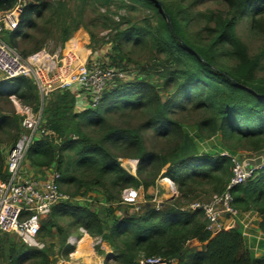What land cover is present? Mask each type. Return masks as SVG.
<instances>
[{
	"label": "trees",
	"instance_id": "16d2710c",
	"mask_svg": "<svg viewBox=\"0 0 264 264\" xmlns=\"http://www.w3.org/2000/svg\"><path fill=\"white\" fill-rule=\"evenodd\" d=\"M21 1L0 0V17L22 5L17 28L4 30L2 37L21 57L38 53L51 38L64 48L80 29L94 37L85 21L90 10L92 22L113 31L109 66L127 77L113 80L99 104L82 112L75 111L70 92H52L43 103L46 133L30 147L27 166L46 170L54 165L63 192L71 198L99 190L106 203L118 204L124 190L146 194L162 178L174 184L177 197L156 211L146 196L139 213L122 218L112 214L110 225L96 210L57 204L40 224L38 239L44 248L0 234L1 263L69 261L74 247L67 239L71 234L81 238L83 229L110 246L112 254L104 264H137L151 256L177 264H264V255L254 257L255 243L237 228L213 234L206 230L202 211L181 210L225 191L234 155L264 152V76H259L264 72V0H212L224 11H200V0ZM111 7L146 14L115 21L109 16ZM243 23L250 34L262 38L254 55L237 35ZM126 46L130 55L124 54ZM140 52L148 54L144 64L130 57ZM12 96L36 111L41 108L36 86L26 78L0 81V104L11 107ZM21 134L13 105L8 111L0 108V182L6 179L4 138L14 145ZM213 138L221 150L198 153L197 142ZM123 160L136 161L134 175L122 168ZM229 194L236 213L260 218L258 231L264 238V166ZM63 219L68 230L56 224ZM53 228L58 243L51 238Z\"/></svg>",
	"mask_w": 264,
	"mask_h": 264
},
{
	"label": "built area",
	"instance_id": "2783aa9c",
	"mask_svg": "<svg viewBox=\"0 0 264 264\" xmlns=\"http://www.w3.org/2000/svg\"><path fill=\"white\" fill-rule=\"evenodd\" d=\"M22 5L0 17V81L26 78L37 88L41 108L36 112L30 106L24 105L17 97L12 96L11 102L15 113L20 118L22 134L8 153L5 165L6 179L0 182V234L14 236L27 247L41 250L44 244L38 239L40 224L49 216L53 206L72 201L62 192L60 176L54 171V166L46 170H36L35 175L27 166L26 156L30 147L46 133L43 123V103L54 91L70 92L75 98V111L82 112L95 108L102 100L104 92L115 79L124 80L126 73L110 67V63H100L91 60L83 49L75 52L68 50L63 54L59 48L53 55H48L45 49L21 57L2 39L4 30L13 31L17 28ZM232 177L220 195L213 196L206 203L193 202L182 211H202L206 220V230L215 233L232 228L229 223L220 221L219 213L234 218L236 212L231 208L229 190L244 184L256 167L244 168L236 157L231 158ZM130 164L133 172L136 161L123 160ZM264 166V162L263 165ZM167 191L171 193L172 201L177 197L174 184L167 178ZM156 184H159L158 181ZM158 189H155L150 203L158 211L163 204L157 199ZM139 190L128 189L121 194L120 204L135 206L138 202ZM81 235L86 232L79 230ZM77 238H69L68 245L74 247ZM98 243L100 241L98 240ZM137 264H177L175 259L158 256L141 257Z\"/></svg>",
	"mask_w": 264,
	"mask_h": 264
},
{
	"label": "rangeland",
	"instance_id": "374dc122",
	"mask_svg": "<svg viewBox=\"0 0 264 264\" xmlns=\"http://www.w3.org/2000/svg\"><path fill=\"white\" fill-rule=\"evenodd\" d=\"M50 1L56 2L58 0H50ZM71 8H73L72 3H71ZM197 9L200 11H204L206 9H212L214 11L215 10L224 11L223 7H221L217 3L213 2L212 0H200L199 4L197 6ZM100 11H101V13H105V9H100ZM109 11H110L109 16L111 18H113V20H115V21H118V19L120 17H126V16H129L130 18L138 20V19H142L146 14L145 12L141 11L140 9L132 10L129 12V11H126L124 9H116L115 7H111V8H109ZM93 17H94L93 13H91L90 10H88L85 14V21H86V24L88 25V27L93 31L94 37L93 36L90 37L89 33L86 30L80 29L78 31V33L74 36V38H72L68 41V43L66 44V46L64 48L57 42V40L55 38H51V39L47 40V43L42 47L41 51L43 49H45V52L51 56L56 51H58L59 48H61L62 53L64 54L67 51L68 44H71L73 41L77 40V41H79V43L81 45V49H83L82 53H86L91 60H95V61L100 62V63H110V61H111L110 58L113 56V54L110 51L112 44L110 43L111 38L109 37V35L113 34V31L100 29V25L92 22ZM192 28H196V27L193 26ZM237 35L242 40V42L247 46L248 51L251 55H254L255 53H257L259 48L262 46V42H263L262 38L255 36L253 34H250L248 31V26L245 23L241 24L237 28ZM3 36H4V27H3V32H2V37ZM124 54L130 55L129 49L127 46L124 48ZM147 56H148L147 53H145V52L141 53L140 52L136 55L132 54V56H130V57L132 58V61H135L137 59L138 60L142 59L140 64H144ZM129 67L131 68V71L134 68V67L132 68V66H129ZM259 76H264V72H261L259 74ZM126 78L127 77L125 76V79ZM151 82L153 84H156L158 82L157 77L154 74L152 76ZM11 107H12V105H11ZM11 107H10V105L0 104V108L5 110V111L10 110ZM30 107L33 109L34 112H36V110L34 109L33 106H30ZM42 116H43V111H42ZM115 120H117V117L115 118ZM132 122L134 124H136V123H138V120L132 119ZM187 131L191 132L192 130L187 129ZM146 138H147V136H146ZM148 138L149 139H146L147 144L149 146H151V143H153V139L151 137H148ZM4 140H5V142L1 146V151L3 153L4 162L6 165L7 156H8V153L10 152L13 144L9 141H6V138H4ZM218 147L221 149V146L218 144V141L216 138H213L212 140H206L203 142H197L198 153H212L214 151H220L218 149ZM234 157L241 160L244 168H246L248 166V168L256 167L257 169H260L263 165V162H264V152L260 155L254 156V157H252V156L248 157L247 155H243V154L234 155ZM122 168L125 169L127 172H129L132 175L135 174V172H133L132 166H130V164H123L122 163ZM134 171H135V169H134ZM162 179H164V178H162ZM158 183L160 186H162L160 180H158ZM164 189H167V187H164ZM153 193H155V189H152V188H150L146 192V194H144L143 191L139 190V197H138L139 200L135 206H126V205H123L120 203H118V204L106 203L104 201V198L102 197L103 194L101 195V192L99 190H94L92 193H90L86 196L75 197V198H71V196L67 195L69 198L75 199V200L64 202V203L76 204L79 206L90 208L91 210H96L100 214L104 223L107 225H110L111 224L110 216L112 214H114L115 217H117V218H122L125 214H137V213H139L140 212L139 209H140L141 204H143L144 202H148V199L146 198V196L152 197ZM171 197L172 196H171L170 191H167L164 193L159 191L157 193V199H159L162 203L168 202L171 199ZM211 198L210 197L209 198L202 197L201 199H198L196 202L206 203V202L210 201ZM226 219L227 220H225V219L222 220L223 224L228 223L229 221L233 220L234 218H228V216H226ZM235 219L238 220V222H241L240 223L241 225L238 224V227L237 226H234V227L235 228H241L242 227V230L247 235V238L249 239L248 241L249 242L251 241L250 242L251 244H254L257 241H260V242H262V245L264 247V244H263L264 239H262V236L258 233L259 232L258 231V224L260 222V218L258 216L249 212L246 214L237 215ZM56 224L59 227L63 228L64 230H68L67 229V221L65 219L56 221ZM51 236H52L51 238L54 239L55 243L59 242L60 236L56 232L55 228H53L51 230ZM41 239L44 240L43 237ZM255 246H256V244H255ZM190 247H197V245L191 243ZM97 248L98 247H96L95 250ZM252 255H254V254H252ZM257 255L259 256V254H257ZM74 258L76 260H78V258H76V257H74ZM59 261H63V260H58L56 262V264ZM0 263H1V261H0ZM1 264H3V263H1Z\"/></svg>",
	"mask_w": 264,
	"mask_h": 264
},
{
	"label": "crops",
	"instance_id": "0c3cea01",
	"mask_svg": "<svg viewBox=\"0 0 264 264\" xmlns=\"http://www.w3.org/2000/svg\"><path fill=\"white\" fill-rule=\"evenodd\" d=\"M20 4H22L21 0H20ZM218 149L221 150L219 147H218ZM246 168H248V166ZM32 172L35 175L36 171L34 169H32ZM155 189H158V191H161L163 193L167 192V190L164 189V187L160 186L159 184H157V188H155ZM237 215H241V214L236 213V216ZM236 216L234 217L233 220L228 222L232 227H234V226L238 227V224L241 223L235 219ZM219 217H220L221 222L224 219L227 220L226 215L222 214L221 211L219 213ZM237 229L239 230V232L243 236L247 237L245 232L242 230V227L237 228ZM218 232H220V231H218ZM218 232H215L213 234H216ZM258 233L260 234V232H258ZM69 238H77V237L74 234H71L68 237V239ZM68 239H67V244H68ZM262 239H264V238L262 237ZM77 240H78V243L74 246V252L71 254L69 261H59L57 264H104L106 258L112 254V250H111L110 246L107 243L103 242L99 237H90L89 235L85 234V235H82L81 238H77ZM98 240L100 241V243H98ZM80 244L83 245L81 250H79ZM255 244H256V246H255L256 252L253 253L254 254L253 256L254 257L263 256L264 255V247L262 245V242L257 241ZM263 244H264V241H263ZM96 247H98V248L95 250ZM257 254H259V256ZM76 255H79L78 260H76L74 258ZM111 263H112V261H111Z\"/></svg>",
	"mask_w": 264,
	"mask_h": 264
},
{
	"label": "bare ground",
	"instance_id": "6f19581e",
	"mask_svg": "<svg viewBox=\"0 0 264 264\" xmlns=\"http://www.w3.org/2000/svg\"><path fill=\"white\" fill-rule=\"evenodd\" d=\"M80 49H81V45H80L79 41H77V40L73 41L71 44L68 45V50H74L75 52H78V51H80ZM166 182H167L166 180H162L161 185L163 187H167V185L165 184ZM82 244H80L79 250H81V248L83 246ZM78 256L79 255H76L75 257L78 258Z\"/></svg>",
	"mask_w": 264,
	"mask_h": 264
},
{
	"label": "water",
	"instance_id": "95a60500",
	"mask_svg": "<svg viewBox=\"0 0 264 264\" xmlns=\"http://www.w3.org/2000/svg\"><path fill=\"white\" fill-rule=\"evenodd\" d=\"M54 165H52V167H53Z\"/></svg>",
	"mask_w": 264,
	"mask_h": 264
}]
</instances>
